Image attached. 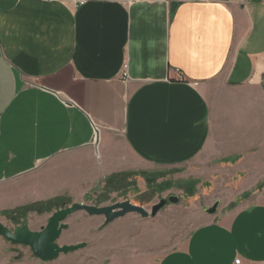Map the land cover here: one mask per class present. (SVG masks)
Instances as JSON below:
<instances>
[{
    "label": "crops",
    "instance_id": "crops-1",
    "mask_svg": "<svg viewBox=\"0 0 264 264\" xmlns=\"http://www.w3.org/2000/svg\"><path fill=\"white\" fill-rule=\"evenodd\" d=\"M263 75L264 0H0V211L230 167L236 205L123 264H264Z\"/></svg>",
    "mask_w": 264,
    "mask_h": 264
},
{
    "label": "rangeland",
    "instance_id": "rangeland-1",
    "mask_svg": "<svg viewBox=\"0 0 264 264\" xmlns=\"http://www.w3.org/2000/svg\"><path fill=\"white\" fill-rule=\"evenodd\" d=\"M234 160H229L228 163L233 164ZM198 169L201 170V175L198 176H189L182 171L175 174L172 170L148 172L141 177L130 174L120 177L108 187L105 185V178L81 199L65 196L62 201L50 207L28 210L18 216H5L1 214V210L0 222L11 231L21 226L39 231L54 211L75 202L102 206L129 200L150 210L152 204L160 198L171 194L179 197L176 204H167L155 216L147 218L130 213L105 224L101 216H88L83 211L72 214L66 220L68 228L62 231L57 243L65 245L85 242L86 245L80 250L60 254L52 261L43 262L33 256L28 246L11 244L0 236V264H123L135 244L157 242L160 246L163 240V250L169 249L172 241L168 240V236H175L177 233L181 236L203 220L197 213L201 212L202 206H210L217 199L221 202L229 201V206L236 205V199H231L233 192L239 189V184L231 182L234 168L223 169L224 182L218 183V188L213 189L211 180L203 177V166ZM219 175L214 174L216 182L220 180ZM220 189L225 190L221 193ZM221 194L224 196L220 197ZM248 194L246 192L243 197Z\"/></svg>",
    "mask_w": 264,
    "mask_h": 264
},
{
    "label": "water",
    "instance_id": "water-1",
    "mask_svg": "<svg viewBox=\"0 0 264 264\" xmlns=\"http://www.w3.org/2000/svg\"><path fill=\"white\" fill-rule=\"evenodd\" d=\"M178 201L179 197L171 194L153 203L150 210L133 204L129 200L102 206L75 202L54 211L49 216L46 225L39 231H32L26 226L16 227L11 231L0 222V236L11 244L28 246L34 257L47 262L56 259L60 254L74 252L85 247V242L65 245L57 243L62 231L68 228L67 218L76 212L83 211L88 216H101L104 218V223L108 224L129 213L138 214L142 218L153 217L167 204H176ZM218 204L219 202L215 201L210 206L205 207L204 211L207 214H214Z\"/></svg>",
    "mask_w": 264,
    "mask_h": 264
},
{
    "label": "trees",
    "instance_id": "trees-1",
    "mask_svg": "<svg viewBox=\"0 0 264 264\" xmlns=\"http://www.w3.org/2000/svg\"><path fill=\"white\" fill-rule=\"evenodd\" d=\"M264 76V75H263ZM128 174L125 173H117V174H112L110 176H108L104 182L106 183L105 185H107V187L110 185V183L114 182L115 180L119 179L120 177L126 176ZM65 198V196H56L53 198H49L46 200H42V201H36L33 203H29L26 205H22V206H18L12 209H8V210H3L1 211V214L5 215V216H13V215H21L22 213L28 211V210H32V209H36V208H47L52 206L55 203H58L60 201H62Z\"/></svg>",
    "mask_w": 264,
    "mask_h": 264
},
{
    "label": "built area",
    "instance_id": "built-area-1",
    "mask_svg": "<svg viewBox=\"0 0 264 264\" xmlns=\"http://www.w3.org/2000/svg\"><path fill=\"white\" fill-rule=\"evenodd\" d=\"M126 65L124 64V66H123V72L121 73V76H122V78L123 79H126V77H127V74H126ZM235 264H239V260L237 259V260H235Z\"/></svg>",
    "mask_w": 264,
    "mask_h": 264
}]
</instances>
